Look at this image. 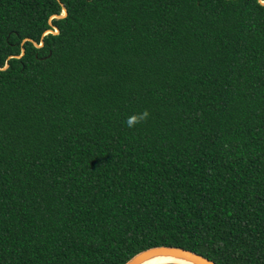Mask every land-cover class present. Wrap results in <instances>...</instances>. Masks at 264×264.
<instances>
[{
    "label": "trees",
    "instance_id": "trees-1",
    "mask_svg": "<svg viewBox=\"0 0 264 264\" xmlns=\"http://www.w3.org/2000/svg\"><path fill=\"white\" fill-rule=\"evenodd\" d=\"M5 64L0 264H264L259 0H0Z\"/></svg>",
    "mask_w": 264,
    "mask_h": 264
},
{
    "label": "water",
    "instance_id": "water-1",
    "mask_svg": "<svg viewBox=\"0 0 264 264\" xmlns=\"http://www.w3.org/2000/svg\"><path fill=\"white\" fill-rule=\"evenodd\" d=\"M260 3L262 5L264 4V2H262V1H260ZM65 15H66V10L64 7H62L61 13L57 14V15H52L50 17V19L51 18H57V19L63 18V17H65ZM48 24L50 26H52L50 21L48 22ZM46 33L56 34L57 29L55 27H53V30H46L44 32V34H46ZM23 41H29L35 47H41L42 46V42L37 44L30 39H24ZM22 54H23V49L21 48V53L19 55L10 56V57L19 58ZM6 66H7V64H5V66L0 68V69H4ZM155 257L177 258V259H181V260H184L186 262H189L191 264H216L215 262L207 259L206 257H204L200 254H197V253L192 252L190 250L183 249L181 247H175V246H154V247L148 248V249L143 250V251L137 253L136 255H134L124 264H142L143 262L150 260L152 258H155ZM162 264H166V263H162ZM175 264H179V263H175Z\"/></svg>",
    "mask_w": 264,
    "mask_h": 264
},
{
    "label": "bare ground",
    "instance_id": "bare-ground-1",
    "mask_svg": "<svg viewBox=\"0 0 264 264\" xmlns=\"http://www.w3.org/2000/svg\"><path fill=\"white\" fill-rule=\"evenodd\" d=\"M162 263H179V264H191L181 259L171 257H155L143 262L142 264H162Z\"/></svg>",
    "mask_w": 264,
    "mask_h": 264
},
{
    "label": "clouds",
    "instance_id": "clouds-1",
    "mask_svg": "<svg viewBox=\"0 0 264 264\" xmlns=\"http://www.w3.org/2000/svg\"><path fill=\"white\" fill-rule=\"evenodd\" d=\"M129 124H131V121H129Z\"/></svg>",
    "mask_w": 264,
    "mask_h": 264
},
{
    "label": "rangeland",
    "instance_id": "rangeland-1",
    "mask_svg": "<svg viewBox=\"0 0 264 264\" xmlns=\"http://www.w3.org/2000/svg\"><path fill=\"white\" fill-rule=\"evenodd\" d=\"M260 1L264 2L263 0H260Z\"/></svg>",
    "mask_w": 264,
    "mask_h": 264
}]
</instances>
